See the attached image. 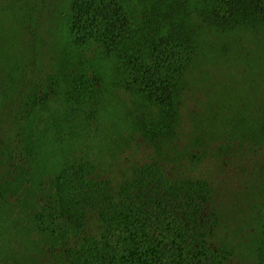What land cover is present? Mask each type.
Masks as SVG:
<instances>
[{"label": "trees", "instance_id": "16d2710c", "mask_svg": "<svg viewBox=\"0 0 264 264\" xmlns=\"http://www.w3.org/2000/svg\"><path fill=\"white\" fill-rule=\"evenodd\" d=\"M62 18L69 40L55 53L44 83L34 73L10 85L15 96L5 115L24 112V144L48 138L59 157L54 174H37L24 190L20 159L8 163L7 156L1 165L0 195L11 191L12 180L14 191L21 189V212L13 221L17 232L1 236L0 226V264H232L234 248L221 234L223 208L232 201L231 216L238 206L239 212L257 206L254 253L264 264V157L258 151L264 147V86L261 98L245 88L244 100L232 101L255 109L245 128L231 119L224 132L246 150L227 186L173 172L190 155L181 143L180 105L194 88L192 72L214 50L228 63L263 61L264 0H69ZM90 45L102 58L85 57L80 48ZM256 74L264 77L263 65ZM105 82L133 96L137 108L155 110L136 123L152 156L132 165L117 187L81 147L102 109ZM215 96L221 111L231 107ZM190 137L192 145L208 149L198 130Z\"/></svg>", "mask_w": 264, "mask_h": 264}, {"label": "rangeland", "instance_id": "374dc122", "mask_svg": "<svg viewBox=\"0 0 264 264\" xmlns=\"http://www.w3.org/2000/svg\"><path fill=\"white\" fill-rule=\"evenodd\" d=\"M68 1L0 0V169L1 165L7 164V156H10L8 163L17 164V159H20L24 166V177L21 179L23 190L38 178L37 174L42 173L44 177L54 174L59 156L57 147L48 138L41 144H33L32 141L28 147L24 144L20 138L23 137L21 128L24 124V112L15 111L16 114L12 117L5 115L8 113L5 110L10 109L9 101L15 96L10 85L18 83L20 86L21 77L30 74L34 77V73L35 79L44 83L46 75L54 68L55 53L64 48L69 40L62 18ZM250 43V48L254 50V39ZM80 50L91 61L102 58L96 45L84 46ZM215 52H209L205 63L195 67L192 72L194 88L191 85V91H188L187 98L180 105L184 132L181 143L188 145L190 155L189 160L175 166L173 172L213 180L221 189L230 183L229 173L233 163L238 164L240 153L246 151L244 146L239 145L240 140L234 139L236 136L228 140L224 132L230 129L231 119L233 123L245 128L255 109L247 102L232 101H239L238 98L244 100L240 90L245 88L252 91L253 96L255 94V97H262L263 93L261 95L259 89L264 86V77L260 79L256 74V65L264 67V53L263 61L255 58L250 66L240 60L228 63ZM257 80L261 82L259 87L256 86ZM103 87L105 103L100 104L102 109L99 117L90 121L92 132L88 138L84 136L81 147L98 172L117 187L129 175L132 165L145 162L152 156L149 144L137 131L139 126L136 123L138 115L149 117L155 110L147 112L141 110V107L137 108L133 96L114 87L109 88L107 82L103 83ZM209 94L211 100L208 101ZM216 94H221V100H227L232 104L231 107L221 111ZM197 130L204 135L207 150L203 149L204 146L195 147L191 144V137L186 138V134L191 132L197 136ZM217 151L219 156H216ZM258 151L264 157V147L258 148ZM201 155L205 157L202 158ZM11 186L10 192L0 195V201L6 203L0 205V226L5 231L1 236H6L10 230L17 232L13 230L17 224L13 221L17 219V195L21 189L15 192L12 180ZM241 203L239 201L237 206ZM232 204L233 201L229 205ZM229 205L223 208L225 212L221 234L224 241L234 248L236 256L232 264H258L254 248L259 235L261 215L257 212V206L250 210V203L243 212H239L241 208L236 206L233 212L236 215L231 216L228 213Z\"/></svg>", "mask_w": 264, "mask_h": 264}]
</instances>
